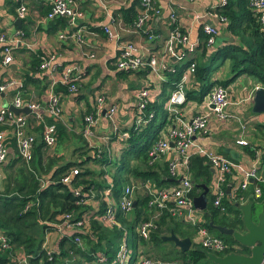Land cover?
Returning <instances> with one entry per match:
<instances>
[{
    "label": "trees",
    "instance_id": "1",
    "mask_svg": "<svg viewBox=\"0 0 264 264\" xmlns=\"http://www.w3.org/2000/svg\"><path fill=\"white\" fill-rule=\"evenodd\" d=\"M214 12L226 21L225 29L235 40L231 43H224L220 47H207L208 36L203 33V30L201 31L198 48H195L183 62L177 64L174 73L166 74L167 81L162 84L159 101L149 103L145 107L143 115L147 117L153 113V119L140 128L131 127L130 137L127 139L125 147L121 148L123 155L119 162L111 161L108 156L103 154L98 157L95 152L87 147L82 133L79 135L71 134L57 121L56 146L61 148L70 137L81 144L83 143L75 149L77 159L57 164L56 156L50 154L41 140L42 125L39 124V131H32L37 135L32 159L26 163L17 156L13 161L8 162L6 160L0 164V169L5 176L4 189L0 191V235L5 238L7 243L6 249L2 248L0 243V264H13V260L19 253L25 256L28 264H92L97 262L103 254L108 257L109 261H112L122 243L125 242L128 246L126 237L121 240L124 233H130L133 251L129 258L130 262L138 260L139 257H151L148 254L150 249L161 247L162 255L165 256L164 260L172 259L179 264H213L203 254L194 250L196 246H199L198 244L193 243L191 250L181 253L171 242L161 240L162 237L169 236L173 232L180 238H190L193 241V235L196 234L198 227L205 228L210 234H215L224 242L226 248L221 252H212L213 254L219 257L233 252L248 254V250L236 243L231 236L221 235L208 226L212 220L215 225L235 230L242 227L241 212L235 206L236 200L230 198L229 194L230 199L226 196L222 203L225 212L219 208H214L213 197L207 196V208L205 211L199 212L201 221L196 226L191 225L186 219H174L167 209L159 211L156 208L148 207L151 196L144 188L142 191H134V199L137 203L129 213V218H126V215L119 208L127 185L132 187L137 186L140 182L149 181L153 191L158 192L176 184L177 179H179L170 176L167 162L163 166L154 163L153 160L155 159L149 156V152L160 131L164 130L165 126L172 125L173 116L165 110L164 105L175 88V84L191 63L195 62L196 64L193 77L197 85H200L201 90L198 94L188 91L186 94L187 101L201 103L216 84L225 88L229 83L244 75L251 77L264 87V27L259 22L258 12L251 8L248 0H226V5L218 6ZM116 13L123 17V20L129 23L131 27L137 18L133 6L122 8ZM48 27L50 31L55 33L58 30L68 28L69 24L66 19L57 18L49 21ZM170 28H175V24L171 25ZM20 49L18 46L15 52ZM24 50L22 49V51ZM181 50L182 48H179V52ZM41 55V53L29 54V61L25 64L27 69L20 76L24 83L21 92L30 86H35V90L44 87L40 85L41 81L33 78L34 74L40 75L38 70ZM229 60L233 79L213 82L211 80L212 73ZM115 71L118 75L135 74ZM82 78L77 82L78 92L76 94H70L67 91V85H57L54 88L55 94L60 99L61 107L63 94L78 96L81 92L82 84L80 81ZM36 93L38 97L41 95L40 91ZM95 109L96 103L93 102L92 107L88 108V112L84 116L94 114ZM84 116L81 114L82 118ZM32 118L37 122L36 116H32ZM51 121L54 120L46 119V123ZM89 153L92 155L90 156ZM133 161L135 164L131 165L130 163ZM151 161L153 163L148 165ZM110 164L113 166L110 167ZM106 168L114 169L111 177L106 176L108 173ZM75 169L78 173L71 176L70 182L68 184L62 183V178ZM186 172L190 181L193 182L190 197L199 196L202 192L201 185L209 188L212 174L204 157H192ZM229 176H227L226 184H228ZM256 184L259 185L264 194V185ZM110 187L115 190L113 199L118 205L116 225L111 228L101 221L106 208V203L101 201L102 194ZM76 189L96 202L97 208L79 204L78 202L83 198L75 197L74 190ZM251 200L254 203L262 204L264 203V195L260 199L252 198ZM168 207L171 208V204H168ZM86 212L90 213L88 233L78 231L58 233V225L66 221L70 224L75 223ZM67 215L69 218L66 220ZM145 222H153V226L147 228L146 238L139 233L140 225ZM53 230H56L59 238L53 259L49 262L43 245L45 236ZM76 237L80 238V244L75 242ZM148 246L150 248H147ZM235 247H241L240 250L242 251H236L239 249H235Z\"/></svg>",
    "mask_w": 264,
    "mask_h": 264
},
{
    "label": "crops",
    "instance_id": "2",
    "mask_svg": "<svg viewBox=\"0 0 264 264\" xmlns=\"http://www.w3.org/2000/svg\"><path fill=\"white\" fill-rule=\"evenodd\" d=\"M21 1L27 7V15L23 20L19 19L20 23H15L18 19L16 17V8L20 0H0V33L11 38L15 37L21 29L24 34L19 43V48L21 49L16 50L17 54L14 51V61L10 66L6 67L2 63V47L0 45V85H4L8 79L21 82V88H24V83L20 76L27 69L25 64L29 61L28 56L30 53L54 55L55 67L59 70L63 69V65L80 67L83 72L85 71L83 75L85 78H82L80 81L82 84L81 92L78 96L63 94L61 102L62 114L59 119V124L63 125L67 132L71 134L79 135L82 133L87 147L95 152L98 157L103 154L104 156H108L111 161L119 162L123 155L121 148L125 147L127 141L126 138L123 139L121 136L129 132L131 127H133L134 115L137 113L139 102V90L147 86L151 90V103L159 101L162 93V84L167 81L166 74L174 73L178 66L177 64L183 62L190 53L192 54L191 49L198 48L200 45L201 31L204 26L214 25V22L208 17V13L213 12L220 5L221 0H157L156 5L159 14L153 16L151 21L144 27L149 34H159L161 36V40L154 43L148 41L144 30L141 33L136 32L133 27L129 26V23L123 20V17L118 16L116 13L122 8L133 6L135 16H137L140 12L139 0H75L78 12L81 14L80 19H77L74 25L68 23V28L58 30L55 33L49 30V22L42 21L49 11V0ZM172 13L176 16L175 27L187 37V42L184 46H174V53L178 58L170 55L165 47V43L174 29L170 28L169 21L170 14ZM112 19H114V26L117 31L111 25ZM102 27L111 28V31L117 34V36L111 38L104 32ZM225 28L226 25L224 28H218L219 33L214 46L220 47L224 43H231V40L232 42L235 40L227 33ZM59 36H63V38L59 39ZM126 42L132 43L137 49V54L146 62L152 54L157 53L156 56L158 59L163 60L165 69L159 68V73L157 74H154L149 68L148 70L137 71V73L131 72L135 74L118 75L113 67L119 55L120 48ZM179 48H182L181 52H179ZM22 49L25 50L22 51ZM230 64L231 62L229 60L218 67L213 72L211 80L213 82L232 80L233 75ZM12 66H15V68ZM33 78L41 81L40 85L44 87L38 90H35V86L27 87V90L23 89L22 97L24 100L37 102L44 107L51 95L50 91L52 90L53 79L58 80V78L54 76L50 78L46 73H40V75L34 74ZM259 87L262 86L257 81L245 75L229 83L225 87L229 89L230 93L232 92V99L225 110L229 117L226 120H220L211 115L207 121L206 134L202 139L198 138L200 146L206 151L227 156L233 163L239 166V169L229 176L228 184L225 186L228 199L232 198V189H235L242 183L243 171L250 172L254 170L257 178L264 180V113L256 115L252 113L254 91ZM186 89V94L188 91L197 92L198 94L201 90L200 85H197L194 77L191 78ZM16 91L17 88H9L2 92L3 96L0 95V114L6 111L10 105H13ZM39 91L41 95L38 97L36 92ZM98 97H102L104 100L103 109L96 116L95 123L91 126L89 134L86 135L84 132L86 130V124L81 114L84 116L88 112V108L90 109V106L92 107L93 102L96 103ZM235 100L236 102H234ZM112 107H115V113L109 118L106 113ZM206 112L205 100L201 103L187 101L180 108L181 118L186 121L191 120L196 114ZM43 113L44 111L39 112L46 121L47 117H44ZM32 116L34 114L26 115L28 130L29 132L34 130L39 131V124L35 122ZM163 129L160 131L155 142L163 134L165 135L168 127L165 126ZM0 132H4L5 134L8 148L7 160L8 162L13 161L18 156V150L10 138L11 131L7 125L0 123ZM239 139L246 141L249 145H236L235 142ZM82 144L70 137L61 148L57 145L53 150H49V152L56 156L57 164H63L78 158L75 149ZM226 150L235 152L238 156L237 160L232 159L229 154H226ZM89 155L91 156L92 153H89ZM174 158H176L175 151L170 150L165 155L153 160V162L163 166L165 162L168 164ZM153 162H149L148 165H151ZM208 163L207 166L212 174V168ZM130 164L134 165L135 161ZM111 166L113 165L110 164ZM106 171H108L106 176L111 177L114 169L106 168ZM179 174L176 176L179 178L176 184L179 183L181 178ZM4 180L5 176L0 169V191L4 189ZM147 182L149 183V190L153 191L154 189L151 187L150 182ZM256 182L258 181L249 180L248 187H250V184H253V190L255 185L259 186L255 184ZM212 184L213 177L209 186V195L213 197L214 189ZM174 185L168 187H173ZM228 186L230 189L227 192ZM126 187L129 186L127 185ZM110 189L112 196H109L106 200L112 203L114 202L113 196L115 190L111 187ZM252 190L249 195H241L244 197L241 204L252 201V198L255 199ZM103 196L104 193L101 198L102 202L104 201ZM133 201H136L134 194ZM255 204L258 207L264 206V203L260 204L256 202ZM97 206L98 204L93 202V205L90 207L97 208ZM85 214H87L88 220H90L89 212ZM129 217L130 215L127 214L126 218ZM114 219H116V214ZM108 227H115V225ZM55 231L53 230L45 236V239L46 237L48 239V246L53 251L57 249V241L59 238V234ZM19 255H22V253H19ZM167 261L175 262L172 259Z\"/></svg>",
    "mask_w": 264,
    "mask_h": 264
},
{
    "label": "built area",
    "instance_id": "3",
    "mask_svg": "<svg viewBox=\"0 0 264 264\" xmlns=\"http://www.w3.org/2000/svg\"><path fill=\"white\" fill-rule=\"evenodd\" d=\"M157 0H139L140 12L137 15L136 20L133 22V29L147 35L148 41L150 43L157 42L161 40L159 34H149L144 27L149 21L159 14L158 7L156 5ZM249 5L253 10L259 14V22L262 27H264V0H248ZM49 11L43 18V22H49L54 19H66L70 25H74L77 19H80L81 14L78 12L75 0H49ZM226 5V0H221L219 6ZM16 16L18 19L23 20L27 15V7L20 0V5L16 9ZM208 17L214 25L204 26L203 33L208 36L207 47L214 46L216 37L218 36L219 29L224 28L226 21L220 18L214 11L208 13ZM170 25L176 23V16L172 13L170 14ZM111 25L115 31H117L114 26V19L111 20ZM108 36L116 37L117 34L111 31V28L102 27ZM24 34L21 30L18 31L15 37H8L7 35L0 33V45L2 47V63L4 66H10L13 64L14 57L13 53L15 49L19 46L21 39ZM63 36H59L62 39ZM79 39V38H78ZM187 42V37L184 33L179 31L178 28H174L170 34L168 40L165 43V47L170 55L175 57L174 46L181 45L184 46ZM195 50L191 49L193 52ZM154 53L150 56L149 60L146 62L137 54V49L130 42L124 43L120 48L117 60L114 63V70L126 71V72H137L148 70L149 68L154 74L159 73V68L165 69L163 60H160ZM178 58V57H177ZM41 63L39 65V73H46L50 78L54 76L58 80L53 79L51 95L43 107L41 104L33 101L24 100L21 92V82L14 80H7L4 85H0V92H4L9 88H17L15 97L13 100V105L17 109H22L27 107L31 114H34L37 119V123L42 125L40 131L41 140L45 144L48 150H53L56 146V136H57V125L62 114V107L60 105V99L55 94L54 88L57 85H67L68 92L70 94H76L78 92L77 82L81 76L84 75L85 71L73 65H63V69L59 70L55 67V56L43 53L40 59ZM196 64L191 63L189 67L183 72L180 80L175 84V88L169 95L168 100L165 102V110L173 116L172 125L168 127L167 132L159 140H157L152 146L149 156L153 159L165 155L170 150L175 151L176 158L171 159L168 163L169 173L172 177H176L180 172L186 173V176H182L178 184L173 187L164 188L158 192L149 190V183H139L137 186L126 187L124 190V196L119 203V208L124 215H127L132 210L133 203V193L135 190H140L142 188L150 194V199L148 202V207L156 208L159 211L164 209L169 210L172 217L176 220L186 219L191 225L196 226L200 224L201 216L199 215V210L195 209L192 203V197H190L192 191V182L190 181L186 169L188 167L189 161L194 156L204 157L207 162L210 163L211 168L214 170L213 174V207L219 208L222 212H225L223 206V201L226 198L225 185L227 183V176L233 174L239 166L233 163L228 157L223 155H218L210 151H206L198 142V138L202 139L206 134L207 121L208 118L213 115L220 120H226L229 116L226 113V108L230 104L228 88H224L221 85H215L211 91L207 94L205 100L207 112L203 114H196L191 120L186 121L181 118L180 108L187 103L186 100V88L193 78L195 73ZM138 107L137 113L134 115L133 128L137 129L147 124L153 119V113H150L147 117L143 115L145 107L151 103V90L145 86L138 92ZM104 100L102 97H98L96 101L95 114H89L84 117V122L86 124L85 134H89L91 126L95 123L96 116H98L103 109ZM213 106V108L211 107ZM40 111H44V117L54 120L50 123H46L44 118L39 114ZM46 112V113H45ZM115 113V107H112L106 113L109 118ZM0 123H4L10 129V138L15 143L18 156L26 163L32 159L33 148L36 142L37 135L33 132H29L26 115L18 114L14 115L7 108L0 114ZM138 131V130H134ZM130 137L129 132L123 134L121 138L128 139ZM236 145L248 146L249 144L244 140H236ZM8 157V148L5 139L4 132H0V164H3ZM243 171V170H242ZM78 171L72 170L71 173L65 175L61 182L68 184L70 182L71 176L77 174ZM249 180L258 181L256 183L264 184V180L257 178V174L254 170L250 172L243 171V181L235 189H232L231 193L233 200L241 204L244 197L241 196V192L248 188ZM255 183V184H256ZM254 198L260 199L264 194L259 186H254L253 188ZM74 195L76 198H83L78 202L79 204L91 206L93 201L83 194L80 190H74ZM112 196L111 189H107L104 192V201L106 203L105 212L102 215L101 221L107 226L116 225V220L114 216L118 205L114 202H107L106 198ZM85 198V199H84ZM171 204V208L168 207ZM27 208V207H26ZM90 214V213H89ZM178 216V217H176ZM90 217V215H89ZM66 220L69 218L67 215ZM87 214H84L75 223H68V221L63 222L58 225L57 231L59 232H73L78 231L81 233H88L89 222ZM152 227L147 224H141L139 228V233L142 237H147V228ZM209 232L203 228L198 227V230L193 238L192 243L198 244L203 249L210 252H221L226 246L224 242L217 238L211 237ZM47 237L44 241L43 248L46 251V256L50 262L53 259V249H51L47 244ZM80 238L76 237L75 242L80 244ZM0 243L2 248H7V243L5 238L0 235ZM13 264H28L25 256L18 255L14 260ZM92 264H175V263H161L158 260L151 259L148 257H141L136 261L130 262L128 258V246L124 242L120 245L114 259L109 261L108 257L103 254L98 258L97 262ZM178 264V263H177Z\"/></svg>",
    "mask_w": 264,
    "mask_h": 264
},
{
    "label": "water",
    "instance_id": "4",
    "mask_svg": "<svg viewBox=\"0 0 264 264\" xmlns=\"http://www.w3.org/2000/svg\"><path fill=\"white\" fill-rule=\"evenodd\" d=\"M15 23H20V20L17 19ZM12 67L15 68V66ZM0 95L3 96V93L0 92ZM252 101V113H264L263 87H259L254 91ZM211 107L213 108L212 105ZM8 109L14 115L31 114L27 107L17 109L10 105ZM225 153L229 154L232 159L237 160L238 156L235 152L226 150ZM208 165H210V163H208ZM211 172L214 174L213 169H211ZM200 187L202 192L199 194V196H196L192 199V203L195 209L199 211H205L207 208V196L209 193V188L205 185H201ZM229 189L230 188L228 186L227 192ZM135 204L136 201H133V208L135 207ZM235 206L238 207L241 212L242 227L240 230L215 225L212 220H210L208 226L221 235L231 236L236 243L248 250V254H238L233 252L219 257L200 246H196L194 250L203 254L213 264H264V206L258 207L252 201H249L246 204L236 203ZM161 240L164 242H171L177 249H179L181 253H186L193 247V243L190 238H179L173 232H171L169 236L162 237ZM239 248L241 249V247Z\"/></svg>",
    "mask_w": 264,
    "mask_h": 264
},
{
    "label": "rangeland",
    "instance_id": "5",
    "mask_svg": "<svg viewBox=\"0 0 264 264\" xmlns=\"http://www.w3.org/2000/svg\"><path fill=\"white\" fill-rule=\"evenodd\" d=\"M218 69V68H217ZM213 74V73H212ZM8 80V79H7ZM6 80V81H7ZM245 82H246V80H245ZM232 89H233V87H231ZM168 92V91H167ZM231 96H232V92L229 94V100L231 101ZM233 101V100H232ZM234 102H236V100L234 101ZM241 104V103H240ZM240 104H238V105H240ZM256 115V114H255ZM182 176H186V173H184V172H180V174H179V177H182ZM225 186H227V184L225 185ZM250 187H248L245 191H243V192H241L240 194L242 195V196H246V195H249L250 193H251V190H252V186H253V184H250L249 185ZM253 191V190H252ZM208 196H209V194H208ZM228 198V197H227ZM199 215H200V213H199ZM145 224H147V225H150V226H153V222H145ZM241 229V228H240ZM239 229V230H240ZM211 237H216V235L215 234H210V233H208ZM194 236L195 235H193V238H194ZM127 238V243H128V258H130L131 256H132V254H133V251H132V245H131V241H130V233H124L123 234V236H122V238H121V240H123L124 238ZM120 240V241H121ZM115 241V240H114ZM117 242H118V240H117ZM147 248H150V246H148ZM161 247H157V249H150V251H149V255L151 256V257H149L148 256V258H151V259H155V260H157L158 259V261L159 262H161V263H165L166 262V260H164V255H162V249H160ZM235 249H240L239 247H237V248H235ZM236 251H242V250H236ZM147 257V256H146ZM167 262H170V261H167ZM166 262V263H167ZM171 263H175V264H177L178 262H171ZM179 264V263H178Z\"/></svg>",
    "mask_w": 264,
    "mask_h": 264
}]
</instances>
